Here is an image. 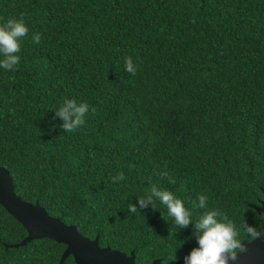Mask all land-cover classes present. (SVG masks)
I'll return each instance as SVG.
<instances>
[{
	"label": "trees",
	"instance_id": "1",
	"mask_svg": "<svg viewBox=\"0 0 264 264\" xmlns=\"http://www.w3.org/2000/svg\"><path fill=\"white\" fill-rule=\"evenodd\" d=\"M9 19L29 29L16 70L0 67V165L17 195L138 264H185L207 210L241 242L246 222L264 234V0H0V26ZM65 98L89 108L71 133L56 116ZM153 186L193 223L165 219L159 201L130 214ZM27 235L0 204V264H59L53 239L7 246Z\"/></svg>",
	"mask_w": 264,
	"mask_h": 264
},
{
	"label": "clouds",
	"instance_id": "2",
	"mask_svg": "<svg viewBox=\"0 0 264 264\" xmlns=\"http://www.w3.org/2000/svg\"><path fill=\"white\" fill-rule=\"evenodd\" d=\"M29 29L23 19H9L7 23L0 26V54L3 59L0 60V67L5 70L15 71L20 62L18 55L24 38L28 35ZM41 35L34 34L33 42L39 43ZM125 70L135 75L137 67L129 56L125 59ZM89 108L86 103H78L75 99L65 98L62 105L58 108L56 116L63 120L61 125L65 132H74L85 123V114ZM55 127V126H54ZM162 176L169 177L167 171L160 173ZM171 179V177H169ZM124 173L121 172L112 177V182L122 181ZM171 183H175L171 179ZM154 197L156 199H154ZM197 207L207 209L208 196L200 194L198 196ZM167 209L165 219L171 217L179 228H187L193 223V213L191 209H186L185 203L173 192L153 186L146 196L139 198V207L136 204H129L127 210L130 214H135L139 209L147 208L150 204L155 208L156 202ZM195 235L198 240V247L193 248L190 254L185 256V264H236L239 260L238 253L246 251L245 245L238 239L240 229H238L228 216L218 209L204 211L203 214L195 220ZM240 228L252 240L261 237V231L247 222ZM172 257L170 260H175Z\"/></svg>",
	"mask_w": 264,
	"mask_h": 264
},
{
	"label": "water",
	"instance_id": "3",
	"mask_svg": "<svg viewBox=\"0 0 264 264\" xmlns=\"http://www.w3.org/2000/svg\"><path fill=\"white\" fill-rule=\"evenodd\" d=\"M0 204L13 215L27 230L28 235L19 243L7 244L8 247H20L39 238H50L64 243L66 249L59 264L70 255L77 264H138L135 252L130 254L102 247L99 238L84 236L74 224H66L59 217L51 216L39 202L31 203L17 195L13 177L9 170L0 165ZM257 212L264 217V201L260 206L254 205ZM262 233V232H261ZM246 251L238 253L236 264H264V234L256 240L242 242ZM182 260L175 264H181ZM151 264H161L155 259Z\"/></svg>",
	"mask_w": 264,
	"mask_h": 264
}]
</instances>
